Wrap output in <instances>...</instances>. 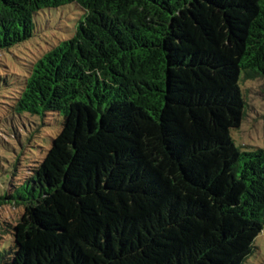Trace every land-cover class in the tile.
<instances>
[{
	"label": "trees",
	"instance_id": "1",
	"mask_svg": "<svg viewBox=\"0 0 264 264\" xmlns=\"http://www.w3.org/2000/svg\"><path fill=\"white\" fill-rule=\"evenodd\" d=\"M65 7L75 29L16 75L14 115L64 121L0 191L24 207L0 264H244L264 233V151L232 130L242 82L264 78V0H0V55Z\"/></svg>",
	"mask_w": 264,
	"mask_h": 264
},
{
	"label": "rangeland",
	"instance_id": "2",
	"mask_svg": "<svg viewBox=\"0 0 264 264\" xmlns=\"http://www.w3.org/2000/svg\"><path fill=\"white\" fill-rule=\"evenodd\" d=\"M78 18V12L70 7L41 12L35 18L34 36L12 48L11 52L0 55V191L3 193L11 185L13 193H16L17 185L26 176L27 169L43 159L64 121L62 114L52 112L42 117L14 115L11 104L18 86L16 75L23 73L28 61L40 56L51 45L68 38ZM241 87L246 116L241 127L232 130L234 144L244 150L264 151V78L242 82ZM15 134L17 138H12ZM16 166L18 172L15 171ZM23 213L22 205L0 207V234L10 229ZM244 264H264V233L254 241L253 252Z\"/></svg>",
	"mask_w": 264,
	"mask_h": 264
}]
</instances>
